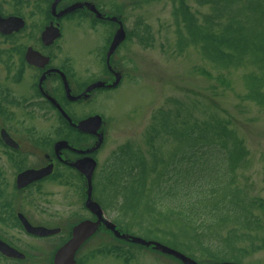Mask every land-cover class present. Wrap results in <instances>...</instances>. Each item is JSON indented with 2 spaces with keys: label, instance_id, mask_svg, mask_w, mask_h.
<instances>
[{
  "label": "trees",
  "instance_id": "16d2710c",
  "mask_svg": "<svg viewBox=\"0 0 264 264\" xmlns=\"http://www.w3.org/2000/svg\"><path fill=\"white\" fill-rule=\"evenodd\" d=\"M196 1L209 10L198 13L188 0H173L175 50L198 46L217 73L205 66L200 71L226 88L232 82L228 74L245 69L239 96L264 109V0ZM129 37L152 40L150 29L139 25L129 29ZM144 140L120 144L94 181L95 196L103 184L105 197L96 198L115 212L118 225L209 262L240 261L264 248V237L257 242L264 231V196L240 178L249 148L230 117L162 107ZM168 141L172 147L166 149ZM100 252L131 255L121 244Z\"/></svg>",
  "mask_w": 264,
  "mask_h": 264
},
{
  "label": "flooded vegetation",
  "instance_id": "af4514ba",
  "mask_svg": "<svg viewBox=\"0 0 264 264\" xmlns=\"http://www.w3.org/2000/svg\"><path fill=\"white\" fill-rule=\"evenodd\" d=\"M108 13L99 0H0V239L15 249H0V264H22L32 257L54 264L75 225L97 218L86 205L87 176L74 163L96 159L94 183L103 142L94 147L100 136L104 141V131L102 125L98 133L83 131L74 123L103 115L83 105L119 88L125 78L115 56L131 39L129 29L121 16L112 19ZM121 22L127 35L109 63L108 51ZM79 23L108 35L104 45L90 47L99 62L82 70L68 38ZM119 72L117 85L87 90L97 81H115ZM31 169L45 173L23 176ZM61 188L71 203L78 200L79 209L60 210ZM27 221L55 231L32 233ZM43 242H50L47 254L39 248Z\"/></svg>",
  "mask_w": 264,
  "mask_h": 264
},
{
  "label": "rangeland",
  "instance_id": "374dc122",
  "mask_svg": "<svg viewBox=\"0 0 264 264\" xmlns=\"http://www.w3.org/2000/svg\"><path fill=\"white\" fill-rule=\"evenodd\" d=\"M99 1L107 12L121 16L128 29L139 25L140 28L148 27L152 34L150 43L132 37L115 56L119 68L125 72L121 86L99 95L93 103L83 105V109L93 108L103 113L104 142L99 152L97 168L100 178V169L120 144L129 140L145 144V131L157 109L180 108L185 112L192 111L197 117L215 112L232 119L234 128L249 148L248 163L240 170V178L250 184L253 193L264 196V109L253 101L242 100L239 96L245 91L242 79L245 69L232 70L228 74L232 82L230 88H226L215 78L200 71L205 66L217 73L212 64L203 57L198 46H190L183 53H178L175 50L173 0ZM188 2L198 13L209 10L208 5H200L196 0ZM72 28L68 38L70 47L77 54L79 70L89 65L95 66L99 60L94 52L89 53L90 47H101L108 35L101 29H91L88 23H79L78 27ZM165 147H172V142H166ZM100 182H96V196L104 198L103 184L100 185ZM54 186L53 189L58 188L56 184ZM58 191L61 197L58 205L60 210L66 212L64 210L70 211L76 206L80 208L78 200L71 203V197L66 196L63 188ZM108 217L115 219V212H108ZM121 228L133 235L162 241L135 229L128 230L120 226L119 229ZM260 237H264V231L258 236L257 242L261 243ZM47 244L50 242H43L39 247L45 254L49 252ZM113 244L123 245L130 251V257L127 259L126 256L100 252L101 248L107 250ZM78 257L83 260L79 264H184L154 246L122 239L106 227H102L84 243ZM225 258L236 260L233 257ZM197 260L200 264L209 263L202 258ZM240 261L243 264H264V248L244 256ZM22 264H48V260L44 257H32Z\"/></svg>",
  "mask_w": 264,
  "mask_h": 264
},
{
  "label": "water",
  "instance_id": "95a60500",
  "mask_svg": "<svg viewBox=\"0 0 264 264\" xmlns=\"http://www.w3.org/2000/svg\"><path fill=\"white\" fill-rule=\"evenodd\" d=\"M94 10L98 12L99 15L103 14L98 11V9L94 6ZM107 17L116 19V15L109 14ZM126 30L121 22V26L115 32L113 40L111 42L109 51H108V62L110 63L111 56L116 49V47L126 38ZM122 78L121 72L117 73V77L115 81L106 84L104 81H97L88 87L87 90H90L97 86L109 85L115 86L117 85ZM79 129L83 131H92L98 133L97 129L101 127L103 124V117L100 114H95L89 116L87 118L81 119L78 122L74 123ZM103 142V137H99L98 144L94 147H99ZM78 169H80L88 179V188H87V199L86 205L87 207L97 216L96 219H85L80 221L77 225H75L73 229L72 236L70 239L65 242L57 251L55 255L54 264H77L76 253L80 249V247L92 236L94 235L101 227V224H104L106 228L112 230L116 236L130 240L139 244H143L146 246H154L155 249L160 250L164 253L171 254L172 256L181 260L184 264H200L196 259L184 253L183 251L176 249L168 244H165L156 239H147L138 235H133L130 233H126L121 231L117 227V224L113 222L111 219L107 217L100 203L93 196V173L97 166V160L92 157H86L74 163ZM44 172V169H31L28 170L23 176L28 177L29 179L40 176ZM26 228L35 234H48L54 232V229H48L43 226H34L30 222H25ZM0 249L7 252L15 250L13 247L7 245L0 239ZM208 264H242L235 261H222V262H213Z\"/></svg>",
  "mask_w": 264,
  "mask_h": 264
}]
</instances>
